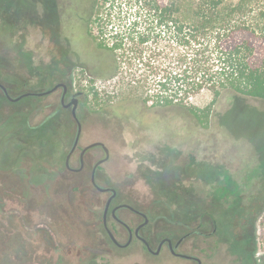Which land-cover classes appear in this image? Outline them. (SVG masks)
<instances>
[{
  "label": "rangeland",
  "instance_id": "1",
  "mask_svg": "<svg viewBox=\"0 0 264 264\" xmlns=\"http://www.w3.org/2000/svg\"><path fill=\"white\" fill-rule=\"evenodd\" d=\"M58 1L66 7L61 35L70 41L69 86L80 93L79 146L102 141L113 158H119L116 168L112 160L103 164L99 181L116 185L125 198L147 200L152 222L164 214L175 215L174 209L181 216H188L190 210L216 216V208L226 197L236 199L239 211L242 197L261 191L259 171L264 161L255 147L260 137L252 142L219 121L233 106L230 95L214 106L207 127L187 107L151 106V101H143L144 80L132 90L127 84L130 71L117 72L113 55L98 47L89 32L100 33L107 7L96 6L97 0H83V5L81 0ZM49 3L0 0V67L5 82L42 88L39 79L65 70L56 59L58 54H47V37L55 34L53 29L44 20L35 27L30 19L32 7H51ZM76 7H84L82 20L76 18ZM71 61L79 65L71 69ZM135 77L147 80L143 69L136 70ZM59 94L60 90L25 97L13 104L0 97V264H76L82 256H96L105 264H143L145 259L151 264H188L165 251L143 257L137 242L118 249L103 234L97 222L108 193L91 183V156L101 151L94 148L87 153L82 172L66 168L76 122L71 108H64L59 99L46 106ZM211 98L204 91L191 101L203 107ZM238 104L264 110V101L258 99ZM78 157L75 151L73 166H78ZM258 223L256 255L258 263L264 264V213ZM203 257L204 264L216 260L212 254Z\"/></svg>",
  "mask_w": 264,
  "mask_h": 264
},
{
  "label": "trees",
  "instance_id": "2",
  "mask_svg": "<svg viewBox=\"0 0 264 264\" xmlns=\"http://www.w3.org/2000/svg\"><path fill=\"white\" fill-rule=\"evenodd\" d=\"M96 6L107 12L100 33L89 32L113 55L117 72L130 71L132 90L144 80V102L187 107L207 127L214 106L230 95L234 103L219 116L221 125L252 142L260 137L255 147L264 161V110L238 104L264 101V0H97ZM140 69L147 80L135 77ZM204 91L212 98L200 107L191 100ZM263 163L261 191L245 195L240 209L246 242L255 251L264 213Z\"/></svg>",
  "mask_w": 264,
  "mask_h": 264
},
{
  "label": "flooded vegetation",
  "instance_id": "3",
  "mask_svg": "<svg viewBox=\"0 0 264 264\" xmlns=\"http://www.w3.org/2000/svg\"><path fill=\"white\" fill-rule=\"evenodd\" d=\"M80 2L81 5H83V0ZM49 5L51 7H32L30 19H32V25L35 27H38L44 20L49 27L48 29H53L55 34H50L47 37L50 51L47 54L48 56L58 54L56 59L58 58L57 60H60L59 62L64 63L65 70L61 69L58 76H55V73H53L54 76L49 74L46 77L39 79L42 88H33V85L30 83L18 84L16 82H5L3 80L4 74L0 67V97L13 104L21 102L25 97H43L52 95L60 90L59 96H56L53 100L47 102L46 106L49 107L52 106V104L55 105L58 103L59 99V103L66 109L71 108L72 112V105H66L75 98L78 99L79 103L80 93L72 92L68 81V45L70 41L68 37L63 39L61 35V28L63 26L62 18L63 16H66V7H60L58 0H50ZM74 12L76 13L75 15L77 19H83L84 7H76ZM78 65V62H70L71 69ZM39 83L37 85H39ZM56 85L59 86L52 90ZM64 85H66V89ZM47 91L50 92L46 93ZM43 92L45 93L39 94ZM76 114L77 119L73 116L76 122L75 139L78 132L79 121L81 122L77 110ZM74 142L69 149L66 158L72 149ZM84 147L85 146H79L78 142L77 148L75 149V151H79V157L77 158L78 166H73L71 163L75 151L70 158V168L66 166V158L65 166L69 171L76 173L82 172L85 169L87 153L94 148L100 149L101 152L95 153L91 156L93 161L91 183L98 191L108 193L104 202L103 211L101 213L99 212L100 214L98 215L97 223L101 225V231L113 246L118 249H127L131 247L133 243L137 242V247H140L143 257L146 255L159 256L165 251L170 255L186 259L188 264H204L205 261L203 255L210 254H212L213 257H216V260L213 261L212 264H259L255 249L246 242L244 235L245 231L242 226L243 215L240 210H235L237 207L234 205L236 199L230 200L231 198L228 197L222 199V202L220 203L221 207L219 205L216 208V216L207 211H201L199 214H196L193 213V210H190L192 213L188 216H181L174 209L173 211L175 215L173 217L170 214H166L165 217L164 214L157 219V222H152L147 211V200L131 199L130 197L125 198L119 195L120 192L116 185L99 181L104 163L112 160L115 162V168L119 164L118 156L113 158L112 152L108 147V150H106L103 145L88 148L83 156L84 166L82 170H73V168L80 167L82 164L81 154ZM258 155L260 157V154ZM98 162L100 163L98 164ZM94 167H96V183L106 190H101L92 182V171ZM260 170H262L261 165ZM113 175L114 174H112V176ZM260 176L261 175H259V177ZM114 192L115 195L111 197ZM243 201L244 197L241 198V206ZM93 204L94 203H90L89 206L92 211L95 212ZM194 211H196V208ZM95 214H97V212ZM193 237H197L196 241L194 240L187 245L185 241L188 238ZM149 262L150 261L145 259L143 264H151V262ZM76 264L105 263L96 256H82Z\"/></svg>",
  "mask_w": 264,
  "mask_h": 264
},
{
  "label": "water",
  "instance_id": "4",
  "mask_svg": "<svg viewBox=\"0 0 264 264\" xmlns=\"http://www.w3.org/2000/svg\"><path fill=\"white\" fill-rule=\"evenodd\" d=\"M59 85H56L52 90L56 89ZM65 89H66V85H64ZM51 91V90H50ZM50 91H47L46 93L50 92ZM45 92L43 93H39V94H44ZM77 103H78V99L75 98L73 101L69 102L66 106H71L72 105V115L77 119V114H76V110H77ZM79 121V120H78ZM81 133H82V124L81 122L79 121V126H78V132H77V136H76V139H75V142H74V145L72 147V149L70 150L67 158H66V166H68L70 168V158H71V155L73 154V152L75 151V149L77 148V145H78V142H79V139H80V136H81ZM98 145H103L105 147L106 150H108L107 146L101 142V141H96V142H93L87 146H85L83 148V151H82V154H81V160H82V164L80 167H77V168H73L74 171H79V170H82L83 166H84V159H83V156H84V153L85 151L88 149V148H91V147H94V146H98ZM102 162V161H100ZM98 162V164L100 163ZM97 164V165H98ZM96 165V166H97ZM95 173H96V167H94L93 171H92V182L98 187L100 188L101 190H106V189H103L101 188L97 183H96V179H95ZM114 190V189H113ZM115 191V190H114ZM115 195V192L113 193V195L111 197H113ZM107 212V210H106Z\"/></svg>",
  "mask_w": 264,
  "mask_h": 264
}]
</instances>
